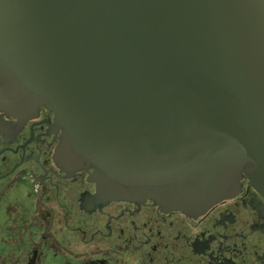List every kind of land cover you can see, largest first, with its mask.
<instances>
[{"label": "water", "instance_id": "water-1", "mask_svg": "<svg viewBox=\"0 0 264 264\" xmlns=\"http://www.w3.org/2000/svg\"><path fill=\"white\" fill-rule=\"evenodd\" d=\"M40 106L100 202L264 197V0H0V112Z\"/></svg>", "mask_w": 264, "mask_h": 264}, {"label": "flooded vegetation", "instance_id": "flooded-vegetation-1", "mask_svg": "<svg viewBox=\"0 0 264 264\" xmlns=\"http://www.w3.org/2000/svg\"><path fill=\"white\" fill-rule=\"evenodd\" d=\"M54 113L0 112V264H264V197L246 176L201 214L97 199L94 167L55 161Z\"/></svg>", "mask_w": 264, "mask_h": 264}]
</instances>
